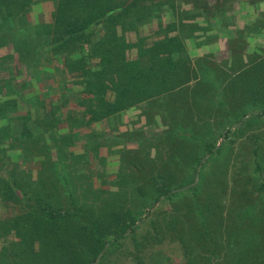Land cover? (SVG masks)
I'll return each mask as SVG.
<instances>
[{
    "label": "rangeland",
    "instance_id": "374dc122",
    "mask_svg": "<svg viewBox=\"0 0 264 264\" xmlns=\"http://www.w3.org/2000/svg\"><path fill=\"white\" fill-rule=\"evenodd\" d=\"M187 3L180 7V31L188 44L198 47L192 55L197 80L93 125L64 121L57 127L47 121L36 135L10 141L9 156L1 160L37 179L43 168L53 175L55 149L63 148L72 168L70 182L85 207L100 210L119 198L143 211L142 218L153 213L149 223L139 222L135 239L110 250L104 264H264V31H249L250 20L264 22V0H198L195 9ZM215 6H232L233 18L213 24L203 11L208 7L211 14ZM53 9L52 0H27L24 20L48 26ZM48 34L45 29L44 36ZM12 52L11 45L0 48V68H12L17 78L12 84L26 98L38 103L51 89L58 94L62 84L56 82L58 61L51 53L26 59L32 66L19 70V56L7 55ZM2 77L8 79L9 73L0 72L4 100L12 90ZM31 103L20 114L29 116ZM186 135L198 141L186 140ZM259 139L261 174L254 165ZM207 143L225 148L205 156L197 194L151 206L148 197L160 176L164 183L182 184L194 167L192 154L207 149ZM49 180L55 191H63L57 178ZM201 226L212 236L210 241L195 234ZM156 229L159 240L136 254L134 241L151 239Z\"/></svg>",
    "mask_w": 264,
    "mask_h": 264
},
{
    "label": "trees",
    "instance_id": "16d2710c",
    "mask_svg": "<svg viewBox=\"0 0 264 264\" xmlns=\"http://www.w3.org/2000/svg\"><path fill=\"white\" fill-rule=\"evenodd\" d=\"M52 1V23L48 28L46 24L40 26L24 20L27 0H0V48L12 46L13 52L7 55L19 56L21 62L16 64L19 70L32 66L26 59L51 53L58 61L56 82L62 84L58 94L51 89L36 106L37 100L32 102L16 88L17 84H12L17 79L12 68H0V72L9 73L8 79L1 80L7 81L12 90L7 98L0 99V162L2 157L9 156L10 141L36 135L47 121L57 127L64 121L93 125L198 79L192 65V55L198 47L188 44L180 31V7L187 2ZM196 1H188L195 7L185 5L195 9ZM216 8L211 14L208 7L203 11L213 24L233 18L232 6ZM258 19L257 22L250 20V32L264 31V22L259 23ZM45 29L49 30L48 36H44ZM201 37L202 34L195 35L199 43ZM203 84L208 83L203 81ZM30 103L33 112L29 116L20 114L27 106L30 108ZM248 113H244V118ZM183 138L198 141L193 136ZM257 145L254 165L255 171L261 174L260 139ZM206 147L192 154L194 167L182 184L164 183L166 179L160 176L157 189L148 197L151 206L162 200L197 194L201 163L216 145L207 143ZM224 148L219 146L216 152ZM55 152L53 175L43 168L37 179L7 160L0 163V264H104L112 248L114 252L126 240L135 239V232L149 223L148 217L153 213L142 218L143 211L124 205L119 198L113 199V206L108 202L100 210L81 204L78 189L70 182L72 168L68 158H64L63 148ZM53 176L62 184L64 192L55 191L56 187L51 186L49 179ZM260 193L264 196V177ZM153 223L155 226L156 221ZM155 231L151 239L134 241L136 254H142L149 243L159 240V230ZM248 233L251 236L252 232ZM195 234L200 241L212 238L205 226Z\"/></svg>",
    "mask_w": 264,
    "mask_h": 264
}]
</instances>
